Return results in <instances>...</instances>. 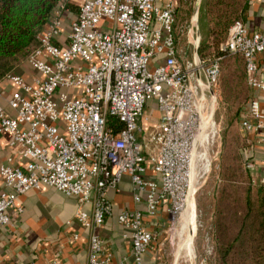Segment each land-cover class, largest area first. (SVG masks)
Masks as SVG:
<instances>
[{"label": "built area", "instance_id": "1", "mask_svg": "<svg viewBox=\"0 0 264 264\" xmlns=\"http://www.w3.org/2000/svg\"><path fill=\"white\" fill-rule=\"evenodd\" d=\"M71 6L76 16L65 34ZM176 13L173 0L164 6L156 0L61 1L27 59L36 76L28 80L12 71L4 77L17 90L8 98L14 115L0 105V130L10 134L22 164L10 157L0 167L12 189L0 192V225L12 222V210H22L21 195L48 186L76 197L81 206L93 199L92 214L80 208L76 218L86 228L99 227L113 212L108 191L129 175L134 201L144 202V194L146 209L125 208L118 215L132 238L130 259L119 264H147L155 233L146 217L162 215L163 208L175 227L209 170L216 142L215 121L207 117L212 136L204 160L200 107L204 99L212 105L217 98L222 57L209 66L200 57L181 63ZM221 50L243 55L248 84L264 93V30L236 21ZM151 100L158 102L161 116L146 132L139 121ZM110 117L123 127L110 125ZM241 126L264 143L259 99ZM149 170L159 180L147 179ZM110 261L104 240L92 234L88 264Z\"/></svg>", "mask_w": 264, "mask_h": 264}, {"label": "crops", "instance_id": "2", "mask_svg": "<svg viewBox=\"0 0 264 264\" xmlns=\"http://www.w3.org/2000/svg\"><path fill=\"white\" fill-rule=\"evenodd\" d=\"M156 1L164 6L169 0ZM247 3L249 5L245 11V24L251 30H264V0H248ZM65 14L70 21L76 16L72 8ZM64 33L66 34V31ZM14 71L28 80L36 76V71L27 60ZM260 76L264 79V72H260ZM16 90L17 87L8 80L0 81V105L11 115L15 112L10 107L8 98ZM258 94L264 112V93ZM160 116L158 102L151 100L139 122L146 132H150L154 130ZM247 134L253 136L249 132ZM252 141L250 150L256 165L252 170L256 179L263 181L264 143L258 140V136H253ZM10 157H13L15 163L22 164L21 158L14 154L10 147V134L0 130V167L7 163ZM145 177L159 180L152 170H149ZM11 190L5 186L0 174V192ZM134 193V183L129 175H125L117 187L108 191L113 204L112 214L108 215L101 226L86 228L79 223L76 216L80 208L92 214L93 199L81 206L76 197L53 187L43 186L28 191L18 198V205L22 210H12V222L9 225H0V264H88L89 241L94 233L104 240L105 250L111 254L110 264H119L125 258L130 259L131 230L119 222L118 215L125 208L146 209L145 195L143 194L144 202L136 203ZM169 223V217L163 208L162 215L146 217L147 227L155 233V239L146 256L147 264L169 263L161 251L167 240L171 239V230L166 229Z\"/></svg>", "mask_w": 264, "mask_h": 264}, {"label": "trees", "instance_id": "3", "mask_svg": "<svg viewBox=\"0 0 264 264\" xmlns=\"http://www.w3.org/2000/svg\"><path fill=\"white\" fill-rule=\"evenodd\" d=\"M61 1L0 0V81L26 61L40 45L39 35ZM247 1L207 0L208 21L212 27L210 35L213 38L209 40V45L200 49V57L206 66L222 57L219 60L218 86L224 99L244 94L245 99L241 100V107L236 114L240 120L250 113L252 102L259 99V91L247 82L243 55H225L221 45L227 40L225 37L228 38L229 28L234 22L246 23ZM71 8L76 13V8ZM69 23L70 20L66 18V33ZM207 47L210 48L205 51ZM233 71L235 76H232ZM109 124L117 129L123 127L122 122L112 117L109 118ZM253 136H243L244 141L241 140L236 146L240 163L234 167V171L237 170L234 174L238 176L240 172L243 178L241 181L233 179L228 188L229 218L219 216L214 222L212 237L215 258L207 259V264L212 261L217 264H264V182L257 180L253 170L247 166L248 162L254 161L250 150Z\"/></svg>", "mask_w": 264, "mask_h": 264}, {"label": "rangeland", "instance_id": "4", "mask_svg": "<svg viewBox=\"0 0 264 264\" xmlns=\"http://www.w3.org/2000/svg\"><path fill=\"white\" fill-rule=\"evenodd\" d=\"M174 2L177 7L175 25L178 37L177 44L182 56L180 61L185 63L195 57L196 50L200 57V49L209 45V40L213 38L210 35L212 27L209 26L208 21V4L207 0H201L198 21L193 22V12L197 0H174ZM209 48L207 47L204 50L206 51ZM232 76H235L234 71ZM217 90L218 94L213 102L212 116L209 117L212 121H215L217 130L215 147L210 151L212 167L197 182L196 191L191 200L190 210L197 213L198 226L190 223L193 232L192 238H189L188 242L192 241V245H194L195 259L185 257L186 252H183V248H186L187 238L186 234L183 236L184 239L180 238L182 215L174 228L171 227L170 220V223L166 226V229H174V234H170L171 239H168L161 249L165 259L169 261L168 264H207L205 262L207 259L215 258L212 237L214 222L219 216L223 219L229 218L230 213L227 212L229 206L228 188L233 179L241 181L243 178L240 172H238V176H235L237 170L234 171V167L240 163L236 146L241 140L244 141L243 136H248L245 130L241 128L240 121L243 118L240 120L236 116L241 107V100L245 99V96L244 94L237 95L226 100L221 93V87L218 86ZM224 161L225 165L223 167ZM184 227H186V224ZM208 264L217 263L212 261Z\"/></svg>", "mask_w": 264, "mask_h": 264}, {"label": "bare ground", "instance_id": "5", "mask_svg": "<svg viewBox=\"0 0 264 264\" xmlns=\"http://www.w3.org/2000/svg\"><path fill=\"white\" fill-rule=\"evenodd\" d=\"M214 104L209 105V103L204 99L202 101V107H200V113L203 115V128L200 133V139L202 140L204 144V153L202 154L204 160H207L208 158V152H209V146H210V141H211V136H212V128L211 125L209 124L207 117L212 116ZM193 198V195H191L188 198L186 207L184 208L183 211V222L181 225V231H180V238L184 239L183 236L186 234V248H183V252L185 253V257L193 258L195 259V254H194V245H192V241L188 242L189 238H192V227L190 226V223L193 225L198 226L197 222V213L195 211H191V200ZM193 220L195 221L193 223ZM186 224V227L184 225ZM185 250V251H184Z\"/></svg>", "mask_w": 264, "mask_h": 264}, {"label": "water", "instance_id": "6", "mask_svg": "<svg viewBox=\"0 0 264 264\" xmlns=\"http://www.w3.org/2000/svg\"><path fill=\"white\" fill-rule=\"evenodd\" d=\"M200 8H201V0H197L195 7H194V12H193V22H197L199 18V13H200ZM198 56V51H195V59H197ZM212 151V150H211ZM212 167V162L210 163L209 170H211ZM196 189L193 191V194L195 193Z\"/></svg>", "mask_w": 264, "mask_h": 264}]
</instances>
